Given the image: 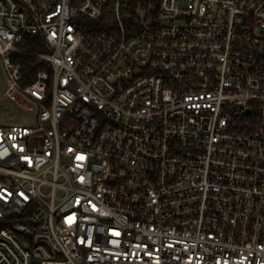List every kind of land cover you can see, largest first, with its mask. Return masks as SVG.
<instances>
[{
  "label": "built area",
  "instance_id": "1",
  "mask_svg": "<svg viewBox=\"0 0 264 264\" xmlns=\"http://www.w3.org/2000/svg\"><path fill=\"white\" fill-rule=\"evenodd\" d=\"M129 1L0 0V264H264V0Z\"/></svg>",
  "mask_w": 264,
  "mask_h": 264
},
{
  "label": "trees",
  "instance_id": "2",
  "mask_svg": "<svg viewBox=\"0 0 264 264\" xmlns=\"http://www.w3.org/2000/svg\"><path fill=\"white\" fill-rule=\"evenodd\" d=\"M160 0H130L126 4L130 7L132 13L131 20L126 22V31L128 36H133L141 33L144 29L151 27L148 24V20L157 17L159 10ZM141 7L145 11L147 10L146 17L144 19L140 18L137 9ZM22 48L28 53L41 54L47 52L46 44L41 36H31L26 38ZM12 59L15 63L21 66L23 80L28 84L36 79L37 73L41 70L46 69V64L41 62L37 56H30L25 54H14Z\"/></svg>",
  "mask_w": 264,
  "mask_h": 264
},
{
  "label": "rangeland",
  "instance_id": "3",
  "mask_svg": "<svg viewBox=\"0 0 264 264\" xmlns=\"http://www.w3.org/2000/svg\"><path fill=\"white\" fill-rule=\"evenodd\" d=\"M132 12L130 7L126 4L123 6L121 10V18L123 19L124 23L131 20ZM138 14L140 15L141 19H144L147 14V10L145 11L143 8L139 7L137 9ZM115 15L113 11L104 10V15L102 18V22L106 26H113L115 24ZM154 19L150 18L148 20V24H151ZM21 50L25 51L22 48V45L19 46ZM11 56V54H9ZM8 55V56H9ZM13 56V55H12ZM2 61L0 60V124L4 125H34V113L28 110H25L15 103L4 99L3 94L5 90V75ZM46 71L49 72V69L46 67Z\"/></svg>",
  "mask_w": 264,
  "mask_h": 264
}]
</instances>
